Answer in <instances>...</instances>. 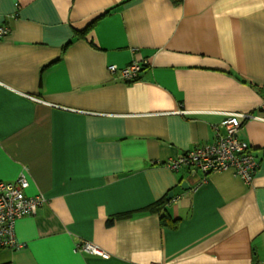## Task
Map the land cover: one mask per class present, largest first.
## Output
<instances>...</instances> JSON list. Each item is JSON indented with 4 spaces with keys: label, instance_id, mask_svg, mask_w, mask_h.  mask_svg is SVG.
Wrapping results in <instances>:
<instances>
[{
    "label": "crops",
    "instance_id": "1",
    "mask_svg": "<svg viewBox=\"0 0 264 264\" xmlns=\"http://www.w3.org/2000/svg\"><path fill=\"white\" fill-rule=\"evenodd\" d=\"M0 24V182L47 200L0 264L264 263V0H0ZM229 113L251 184L167 167ZM171 193L175 228L143 213Z\"/></svg>",
    "mask_w": 264,
    "mask_h": 264
},
{
    "label": "built area",
    "instance_id": "2",
    "mask_svg": "<svg viewBox=\"0 0 264 264\" xmlns=\"http://www.w3.org/2000/svg\"><path fill=\"white\" fill-rule=\"evenodd\" d=\"M10 33V27L0 24V39ZM109 71L121 72L128 82L135 81L142 70L141 64L133 62L125 68L110 66ZM264 109V102L261 106ZM246 114L229 113L219 127H215L216 142L190 150L185 155L167 162L173 171L188 169L190 172L201 171L206 176L212 173L231 171L246 184H251L259 168V163L252 155L247 143L239 138L246 120ZM221 129L223 132L221 133ZM29 187L27 174L22 172L15 182H0V246L12 249L23 247L16 238L18 220L36 215L38 209L47 203L39 194L29 197L25 191ZM78 252L108 258L109 254L94 243L81 241ZM264 264V263H260Z\"/></svg>",
    "mask_w": 264,
    "mask_h": 264
},
{
    "label": "trees",
    "instance_id": "3",
    "mask_svg": "<svg viewBox=\"0 0 264 264\" xmlns=\"http://www.w3.org/2000/svg\"><path fill=\"white\" fill-rule=\"evenodd\" d=\"M109 13H110V11H107L103 15L109 14ZM102 16H100V17H102ZM93 25H94V23L91 24L90 26H88V28L85 30V32L88 33L90 31V29L93 27ZM92 44H93V42H92ZM254 88H257V86L254 85ZM168 202H169L168 197H166V198L162 199L161 201L157 202L156 204H154L153 206L148 207L146 210H144L143 213L153 212V213L161 214V222H162V224L170 226L171 228H175L176 227V223H174V222L172 224L171 223H167V221H170L168 216H167V214H166V212H165V210H166L165 208H166V205H167Z\"/></svg>",
    "mask_w": 264,
    "mask_h": 264
},
{
    "label": "water",
    "instance_id": "4",
    "mask_svg": "<svg viewBox=\"0 0 264 264\" xmlns=\"http://www.w3.org/2000/svg\"><path fill=\"white\" fill-rule=\"evenodd\" d=\"M186 183H187V182H186ZM186 183H184V185H183V186H185V185H186ZM184 189H185V188H184ZM173 197H174V193H171L168 199L170 200V199H171V198H173Z\"/></svg>",
    "mask_w": 264,
    "mask_h": 264
}]
</instances>
